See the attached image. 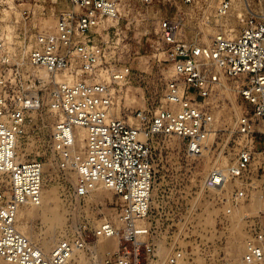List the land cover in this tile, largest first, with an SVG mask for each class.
Returning a JSON list of instances; mask_svg holds the SVG:
<instances>
[{"label": "built area", "instance_id": "1", "mask_svg": "<svg viewBox=\"0 0 264 264\" xmlns=\"http://www.w3.org/2000/svg\"><path fill=\"white\" fill-rule=\"evenodd\" d=\"M22 1L0 0V15L12 12ZM67 1L71 9L59 13L52 29H33L22 40L27 44L24 55L15 48L14 43L21 41L13 31L11 39L0 34V181L5 182L0 185V260L9 264H154V232L147 224L155 174L150 139L176 137L187 154H199L202 142L215 132L214 118L204 106L224 85L222 80L232 81L233 91L248 111L234 125V161L210 168L202 185L220 190L229 180L252 171L264 176V12L247 9L238 17V33L217 34L204 45L185 39L181 32L184 16L179 9L193 0L174 2V6L167 0L174 12L158 19L155 50H159L157 61L171 64L174 77L165 83L160 106L147 105L121 119L112 111L115 91L119 83L130 82L133 74L126 64L114 65L119 60L108 50L118 48V39L113 46L109 39L103 40L109 34L103 36V30L124 20L126 0ZM135 1L147 7L153 0ZM230 8L229 0H221L216 15L226 16ZM125 22L131 24L128 19ZM112 34H119L117 28ZM43 107L56 117L50 148L58 156L60 169L70 165L75 128L85 133L83 156L72 162L76 181L61 195L67 213L73 204H87L101 189L117 199L115 221L103 217L97 222L84 212L76 220L68 219L62 237L48 253L16 228L18 209L41 202L43 165L36 159L22 160L17 143L29 114ZM260 194L264 211V184ZM110 239H116L115 245L101 244ZM242 264H264V242L247 239Z\"/></svg>", "mask_w": 264, "mask_h": 264}, {"label": "rangeland", "instance_id": "2", "mask_svg": "<svg viewBox=\"0 0 264 264\" xmlns=\"http://www.w3.org/2000/svg\"><path fill=\"white\" fill-rule=\"evenodd\" d=\"M181 1L171 0L170 3L174 6V2L179 5ZM220 1L193 0L191 5L181 4L178 13L184 16L181 32L185 39H196L207 45L217 34L238 33V17L244 15L247 9L264 12V0H239L237 6L229 0L231 8L228 14L219 17L215 10ZM170 3L153 0L145 7L135 0H126L122 11L124 20L115 26L119 34L113 37L115 28L103 30V36L109 33L103 40L109 39L113 44L118 39V48L108 50L115 53V59L119 60L114 65L120 68L126 64L133 74L130 82L120 89L116 87V106L112 111L117 118L126 119L147 105L160 106L165 83L174 77L171 64L163 59L157 61L159 50H155L157 21L173 14ZM66 9H71L67 0H23L14 6L12 12L1 13L0 34L11 39L13 31L16 39L21 41L14 43L15 48L20 56L24 55L27 44H23L22 40H26L31 30L52 29L59 13ZM23 10L29 11V14L23 15ZM127 19L131 24H126ZM226 85L229 90L218 89L204 106L214 118L215 132L202 142L199 154H187L184 143L176 137L154 136L150 139L155 174L147 224L154 232V264H242L245 241L264 242V211L260 194L264 176L260 177V173L252 171L244 178L229 180L220 190H209L202 185L210 168L225 167L234 161V125L237 118L248 111L233 91L232 81L227 80ZM196 100L202 103L199 98ZM55 120V115L46 107L30 113L17 143L21 159H36L44 164L42 193L48 191L53 194L54 203L50 207L60 218V225L53 232L42 220L43 212L27 220L25 233L41 250L45 238L54 235L50 245L53 247L62 237L67 220H76L83 212L97 222L103 217L111 221L116 219L117 199L111 192L103 190L94 192L84 206L73 204L67 213L61 195L75 183L76 174L72 158L70 165L62 170L58 167V156L51 151L50 134ZM82 156L83 153L78 160ZM4 183L0 181V185L4 186ZM48 214L49 211H45L44 215ZM16 223L20 224L19 219ZM234 237L239 250L237 257L230 243ZM105 241L115 245L114 239L101 241V244ZM177 254L181 257L176 258ZM0 264L7 263L0 260Z\"/></svg>", "mask_w": 264, "mask_h": 264}, {"label": "bare ground", "instance_id": "3", "mask_svg": "<svg viewBox=\"0 0 264 264\" xmlns=\"http://www.w3.org/2000/svg\"><path fill=\"white\" fill-rule=\"evenodd\" d=\"M232 1H233V3H235V6L238 5V1L239 0H232ZM222 82H224V85L219 87V90H229V88L225 84V80H222ZM124 84L125 83H119L118 89H120L121 86H123ZM74 135H75V140H74V143H73V147L71 148V158L73 159V160L71 159L72 161H76L79 158V156L83 153L84 138H85V133H84V130L82 128H75ZM74 145H75V147H74ZM76 147L78 148V150H75ZM43 166H44V164H43ZM103 191H107V190H103ZM42 194H45V195H42ZM52 195L53 194L51 192L45 191V192L41 193L40 205H38V206H23V207H20L18 209V212H17V215H16V221H17V219H19V223L20 224L18 225L16 223V228L30 242L32 240L29 239V236L26 235L25 230H26L27 224H28L27 220L31 219L32 217H34V215L43 212V213H41L42 220L49 225V227L51 228L52 232H53V230L55 229V227L57 225H60V218L57 216V213L55 211H52V208L50 207L51 203H54L52 201L53 200ZM49 208H51V209H49ZM45 211H49V214L47 216L44 215ZM229 213H231V212L229 211ZM231 214H234V212H232ZM53 236H54L53 234H50V236L45 238V240L43 242V250H42L43 252L48 253L49 249L52 247L50 245H51V243L54 240ZM114 240H115V243H116V239H114ZM234 240H235V237L233 238V240L230 241V243H231V248H232V250L234 251V253H235L236 257H237L239 255V250H238V247L236 246ZM105 242L106 243H103V245H106V244L110 245L108 243V241H105ZM199 263H200V261H199ZM7 264H9V263H7Z\"/></svg>", "mask_w": 264, "mask_h": 264}]
</instances>
